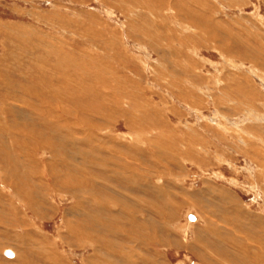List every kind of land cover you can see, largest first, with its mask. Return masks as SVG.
I'll return each instance as SVG.
<instances>
[{"label": "rangeland", "instance_id": "rangeland-1", "mask_svg": "<svg viewBox=\"0 0 264 264\" xmlns=\"http://www.w3.org/2000/svg\"><path fill=\"white\" fill-rule=\"evenodd\" d=\"M249 34L264 37V0H0V80L17 90L0 84V264H257L264 68L243 58Z\"/></svg>", "mask_w": 264, "mask_h": 264}, {"label": "bare ground", "instance_id": "bare-ground-1", "mask_svg": "<svg viewBox=\"0 0 264 264\" xmlns=\"http://www.w3.org/2000/svg\"><path fill=\"white\" fill-rule=\"evenodd\" d=\"M126 1V0H125ZM185 2V1H184ZM193 11V10H192ZM182 12V11H181ZM183 13V12H182ZM191 13V12H190ZM192 13H194V12H192ZM202 17V16H201ZM191 21H193V19L191 20ZM199 23V22H198ZM76 24V23H75ZM68 26H70V25H68ZM195 26V25H194ZM3 27V26H2ZM147 27V26H146ZM166 27V26H165ZM195 27H197V26H195ZM202 27V26H201ZM201 27H199V28H201ZM148 28V27H147ZM12 29V28H11ZM22 29V28H21ZM20 29V30H21ZM185 29V28H184ZM196 29V28H195ZM13 31H14V29H12ZM23 30V29H22ZM40 30V29H39ZM149 30V29H148ZM189 30V29H188ZM200 30V29H199ZM198 30V31H199ZM202 30V29H201ZM200 30V31H201ZM207 30V29H206ZM160 31V30H159ZM199 31V32H200ZM218 32V31H217ZM143 33V32H142ZM195 33V32H194ZM254 33V32H253ZM4 34V33H3ZM37 34V33H36ZM199 34V33H198ZM218 34V33H217ZM216 34V35H217ZM222 35H223V33H221ZM220 34V35H221ZM9 35V34H8ZM203 35H205V34H203ZM212 35V34H211ZM219 35V34H218ZM225 35V34H224ZM4 36V35H3ZM32 36V38H33V35H31ZM249 36H250V43L249 44H247V47L246 48H248V50L246 49V52H245V56L243 57L245 60H249V61H253V62H256L258 65H262V67L264 68V53H262L261 52V50L264 52V37L263 36H261V34H259V36H256V35H252V34H249ZM5 37V36H4ZM212 37V36H211ZM259 37H260V39H259ZM204 38V37H203ZM220 38V37H219ZM241 38V37H240ZM1 39H2V37H1ZM26 39V38H25ZM104 39V38H103ZM212 39V38H211ZM234 39H236V37L234 38ZM6 40V39H5ZM18 40V39H17ZM113 40V39H112ZM4 41V40H3ZM231 41V40H230ZM44 42V41H43ZM221 42V41H220ZM65 43V42H64ZM222 43V42H221ZM230 43V42H229ZM229 43H227L226 45V47L225 48H229L230 49V52H231V54H232V58H234V56H239V52L240 51H238L237 50V48H236V46H241V44H240V39L237 37V39H236V41L235 42H232L231 44H229ZM237 43H238V45H237ZM42 44V43H41ZM243 44V43H242ZM43 45H45V44H43ZM41 46V45H40ZM60 46V45H59ZM245 46V45H244ZM45 47V46H44ZM242 47V46H241ZM255 47L257 48H259L258 49V51L255 49ZM6 48H8V47H6ZM18 48V47H17ZM43 48V47H42ZM59 48V47H58ZM116 49H117V47H116ZM226 49V50H227ZM18 50V49H17ZM23 50V49H22ZM45 50H46V48H45ZM49 50V49H48ZM225 50V49H224ZM241 50V49H240ZM7 51V50H6ZM20 51V50H19ZM37 51H39V50H37ZM47 51V50H46ZM51 51V50H50ZM56 51V50H55ZM59 51V50H58ZM61 51V50H60ZM72 51V50H71ZM174 51V50H173ZM245 51V50H244ZM70 52V51H69ZM73 52V51H72ZM26 53V52H25ZM28 53V52H27ZM40 53V52H39ZM38 53V54H39ZM43 53V52H42ZM48 53H49V51H48ZM261 53V54H260ZM10 54V53H9ZM32 54V53H31ZM41 54V53H40ZM50 54H52V52L50 53ZM55 54V53H54ZM56 54H58V53H56ZM62 54V53H61ZM231 54H229V55H231ZM14 55H15V53H14ZM25 55V54H24ZM34 55V54H33ZM42 55V54H41ZM59 55V54H58ZM173 55V54H172ZM242 55V54H241ZM4 56V55H3ZM13 56V55H12ZM42 56H44L45 57V51H44V55H42ZM49 56V55H48ZM57 56V55H56ZM62 56V55H61ZM70 56V55H69ZM11 57V56H10ZM21 57V56H20ZM29 57H31V56H29ZM51 57H53V56H51ZM71 57V56H70ZM8 58V57H7ZM18 58V57H17ZM37 58V57H36ZM46 58V57H45ZM63 58H66V57H63ZM4 59V58H3ZM41 59V58H40ZM44 59V58H43ZM0 60H1V58H0ZM5 60V59H4ZM24 60V59H23ZM37 60V59H36ZM56 60V59H55ZM65 60H67V59H65ZM226 60H227V58H226ZM3 61V60H2ZM21 61V60H20ZM25 61V60H24ZM42 61V60H41ZM44 61V60H43ZM64 61V60H63ZM261 61V63L259 64L258 62H260ZM52 62V61H51ZM57 62H58V60H57ZM229 62H231V61H229ZM228 62V63H229ZM45 63H47V62H45ZM60 63V62H59ZM64 63H66V62H64ZM172 63H173V61H172ZM234 63V62H233ZM1 64V63H0ZM11 64H12V62H11ZM19 64H21V63H19ZM48 64H49V62H48ZM13 65H16L15 63L13 64ZM35 65V64H34ZM43 65V64H42ZM51 65V64H50ZM53 65V64H52ZM60 64H58V66H59ZM70 66V64H68L67 63V66ZM254 65V64H253ZM2 67H4L3 65H1ZM19 66V65H18ZM33 66V65H32ZM37 66V65H36ZM45 66V65H44ZM43 66V67H44ZM57 66V67H58ZM75 66H77L76 64H75ZM79 66V65H78ZM12 67V66H11ZM43 67H41V68H43ZM61 67H62V65H61ZM219 67V66H218ZM255 67V66H254ZM21 68V67H20ZM45 68V67H44ZM49 68V67H48ZM64 68V67H63ZM80 68V67H79ZM230 68V67H229ZM235 68V67H234ZM3 69V68H2ZM13 69V68H12ZM71 69V68H70ZM181 69V68H180ZM241 69V68H240ZM4 70V69H3ZM15 70V69H14ZM17 70V69H16ZM31 69H29V71H30ZM50 70H52V69H50ZM58 70V69H57ZM41 71V70H40ZM44 71H46V70H44ZM67 71V70H66ZM17 72V71H16ZM15 72V73H16ZM32 72V71H31ZM38 72H39V70H38ZM43 72V71H42ZM56 72V71H55ZM61 72V71H60ZM161 72V71H160ZM228 72V71H227ZM233 72V74H235L234 73V71H232ZM242 72V71H241ZM255 72V71H254ZM10 73V72H9ZM14 73V72H13ZM28 73V72H27ZM27 73H26V75H27ZM49 73V72H48ZM47 73V74H48ZM66 73V72H65ZM64 73V74H65ZM17 74V73H16ZM37 74V73H36ZM44 74V73H43ZM63 74V75H64ZM244 74V73H243ZM9 75V74H8ZM15 75V74H14ZM18 75V74H17ZM29 75V74H28ZM31 75V74H30ZM41 75V74H40ZM3 77L4 76H6L5 74H3L2 75ZM10 77H11V75H9ZM34 76V75H33ZM42 76V75H41ZM67 76V75H66ZM237 75H234V76H232V78H235ZM1 77V76H0ZM23 77H25V76H23ZM43 77V76H42ZM41 77V78H42ZM19 78V77H18ZM22 78V77H21ZM39 78V77H38ZM26 79V78H25ZM28 79V78H27ZM68 79H70V78H68ZM252 79V78H251ZM22 80V79H21ZM23 80H24V78H23ZM29 80V79H28ZM51 80V79H50ZM219 80V79H218ZM223 80V79H222ZM231 80V79H230ZM234 80V79H233ZM59 81V80H58ZM239 81V80H238ZM246 81V80H245ZM0 84H2V86H5V85H7V86H10V89H12L11 91H14V93H16L17 92V90H16V88H15V86H13L14 84H12V82L13 81H10L8 78H5L4 77V79H1L0 80ZM15 82V81H14ZM13 82V83H14ZM17 82V81H16ZM24 82V81H23ZM22 81H21V83H23ZM25 82H26V80H25ZM29 82V81H28ZM38 82H40V81H38ZM37 82V83H38ZM46 82V81H45ZM231 82V81H230ZM247 82V81H246ZM19 83H20V81H19ZM20 83V84H21ZM33 83V82H32ZM47 83V82H46ZM45 83V84H46ZM28 84V83H27ZM40 84H42V83H40ZM63 84V83H62ZM226 84V83H225ZM231 84V83H230ZM239 84V83H238ZM242 84V83H241ZM19 85V84H18ZM24 85V84H23ZM49 85V84H48ZM47 85V86H48ZM83 85V84H82ZM253 85V84H252ZM21 86V85H20ZM19 86V87H20ZM39 86H41V85H39ZM43 86V85H42ZM250 86V85H249ZM29 87V86H28ZM36 86L35 85H33V87L32 86H30L29 88H30V90L32 89V88H35ZM49 87V86H48ZM55 87H57L56 85H55ZM53 85L51 86V88H54V89H56ZM63 87V86H62ZM236 87V86H235ZM248 87V86H247ZM6 88H8V87H6ZM18 88V87H17ZM22 88V87H21ZM74 88V87H73ZM61 89V88H60ZM63 89V88H62ZM72 89V88H71ZM75 89V88H74ZM227 89V88H226ZM250 89L252 90L253 88H251L250 87ZM21 90V89H20ZM37 90V89H36ZM73 90V89H72ZM125 90V89H124ZM216 90V89H215ZM256 90V89H255ZM34 91V90H33ZM49 91H50V89H49ZM61 91H63V90H61ZM66 91V90H65ZM222 91V90H221ZM257 91V90H256ZM23 92H24V90H23ZM119 92H121L120 90H119ZM127 91L125 90V93H126ZM223 92V91H222ZM229 92V91H228ZM48 93V95H49V93L50 92H47ZM62 93H64V92H62ZM232 93V92H231ZM246 93V92H245ZM248 93V92H247ZM2 94V93H1ZM8 94L10 95V92H8ZM29 94H30V92H29ZM46 94V93H45ZM57 94V93H56ZM123 94V93H122ZM122 94H120V95H122ZM182 94V93H181ZM239 94V93H238ZM252 94V93H251ZM40 95V94H39ZM68 95H70V94H68ZM79 95V94H78ZM125 95V94H124ZM123 95V96H124ZM226 95V97H228L227 96V94H225ZM228 95H229V93H228ZM237 95V94H236ZM20 96H21V93H20ZM31 96V95H30ZM37 96H38V94H37ZM53 96V95H52ZM73 96V95H72ZM180 96V95H179ZM183 96V95H182ZM218 96V95H217ZM17 97V96H16ZM19 97V96H18ZM39 97V96H38ZM38 97H36V98H38ZM44 97V96H43ZM56 97V96H55ZM65 97H67V96H65ZM77 97H80V95L79 96H77ZM250 97V96H249ZM3 98V97H2ZM25 98V97H24ZM28 98V97H27ZM41 98V97H40ZM63 98V97H62ZM120 98H122V97H120ZM223 98V97H222ZM252 98H255V101L257 100V98L259 99V100H264V98L263 97H261V95H260V92H257L256 93V95H254V97H252ZM4 99H5V93H4ZM49 99V98H48ZM55 99V98H54ZM64 99V98H63ZM68 99V98H67ZM70 99V98H69ZM109 99V98H108ZM225 99V98H224ZM237 99V98H236ZM31 100V99H30ZM29 100V101H30ZM35 100V99H34ZM4 101H6V100H4ZM58 101V100H57ZM63 101H65V100H63ZM68 101V100H67ZM76 101V100H75ZM78 101V100H77ZM76 101V102H77ZM104 101V100H103ZM47 102V101H46ZM66 102V101H65ZM65 102H63V103H65ZM69 102V101H68ZM105 102V101H104ZM108 102V101H107ZM222 102V101H221ZM257 102V101H256ZM5 103V102H4ZM27 103H29V102H27ZM34 103V102H33ZM77 103H79V102H77ZM82 103V102H81ZM235 103V102H234ZM234 103H231V110L233 111V112H235L236 111V108H237V106H239V105H237V106H235V104ZM2 104V103H1ZM15 104V103H14ZM37 104V103H36ZM67 104V103H66ZM70 104V103H69ZM73 104V103H72ZM17 105V104H16ZM71 105V104H70ZM78 105V104H77ZM82 105H83V103H82ZM25 106V105H24ZM34 106V105H33ZM36 106V105H35ZM105 106H107V105H105ZM120 106V105H119ZM137 106V105H136ZM42 107V106H41ZM75 107V106H74ZM108 107V106H107ZM134 107V106H133ZM1 108H3V105H2V107ZM5 108V107H4ZM8 108V107H7ZM18 108V107H17ZM16 108V109H17ZM28 108H30V107H28ZM37 108V107H36ZM39 108V107H38ZM43 108H44V106H43ZM135 108V107H134ZM24 109V108H23ZM49 109V108H48ZM79 111L81 110V109H83V108H77ZM107 109V108H106ZM109 109H111V108H109ZM117 109V108H116ZM120 109V108H119ZM132 109V108H131ZM137 109V108H136ZM229 109V108H228ZM7 110V109H6ZM30 110H31V108H30ZM33 110V109H32ZM52 110V109H51ZM114 110V109H113ZM112 110V111H113ZM138 110V109H137ZM8 111V110H7ZM40 111V110H39ZM50 111V110H49ZM115 111H117V110H115ZM126 111V110H125ZM135 111V110H134ZM134 111H132V112H134ZM230 111V110H229ZM17 113H18V110L16 111ZM16 112H15V114H16ZM22 112V111H21ZM24 112V111H23ZM36 112V111H35ZM65 112V111H64ZM78 111H76L75 113H77ZM140 112V111H139ZM258 112V111H257ZM8 113V112H7ZM54 113V112H53ZM66 113V112H65ZM79 113V112H78ZM85 113H87V111L85 112ZM111 113V112H110ZM131 113V112H130ZM135 113V112H134ZM14 114V113H13ZM10 115V116H12V119H13V116H15V115ZM27 114H29V113H27ZM58 114H59V112H58ZM80 114V113H79ZM133 114V113H132ZM131 114V115H132ZM4 115V114H3ZM9 115V114H8ZM7 115V116H8ZM18 115H20V112H19V114ZM24 115V114H23ZM49 115V114H48ZM64 115V114H63ZM253 115V114H252ZM6 116V115H5ZM30 116V115H29ZM33 116V115H32ZM31 116V117H32ZM34 116H36V114L34 115ZM33 116V117H34ZM56 116V115H55ZM117 116V115H116ZM123 116V115H122ZM125 116V115H124ZM16 117V116H15ZM24 117V116H23ZM42 117V116H41ZM44 117V116H43ZM49 117H50V115H49ZM57 117V116H56ZM66 117V116H65ZM64 117V118H65ZM110 117V116H109ZM115 117V116H114ZM113 117V118H114ZM117 117H119V116H117ZM126 117V116H125ZM133 117V116H132ZM144 117V116H143ZM22 118V117H21ZM58 118V117H57ZM56 118V119H57ZM60 118V117H59ZM58 118V119H59ZM62 118V117H61ZM63 118V119H64ZM72 118V117H71ZM80 118V117H79ZM130 118H131V116H130ZM259 118V117H258ZM16 119V118H15ZM42 119V118H41ZM50 119V118H49ZM68 119H70V118H68ZM88 119V118H87ZM116 118H114V120H115ZM121 119V118H120ZM133 119V118H132ZM144 119V118H143ZM2 120V118L0 117V121ZM9 120V119H8ZM18 120V119H17ZM33 121L35 120V119H32ZM52 120V119H51ZM71 120V119H70ZM85 120V119H84ZM90 120V119H89ZM113 120V119H112ZM139 120V119H138ZM140 120H142V119H140ZM227 120V119H226ZM4 121V120H3ZM41 121L42 120H40V123H41ZM45 121V120H44ZM54 121V120H53ZM104 121V120H103ZM124 121H126V120H124ZM131 121V120H130ZM257 121V120H256ZM13 122H14V120H13ZM27 122V121H26ZM37 122V121H36ZM38 122H39V120H38ZM37 122V123H38ZM43 122V121H42ZM57 123H58V121H56ZM55 122V123H56ZM63 122V121H62ZM64 122H66V121H64ZM109 122V121H108ZM110 122H112L111 120H110ZM132 122V121H131ZM137 122V121H136ZM1 123V122H0ZM10 122H6L5 121V124H9ZM30 123V122H29ZM98 123V122H97ZM138 123V122H137ZM234 123V122H233ZM39 124V123H38ZM45 124V123H44ZM60 124H61V122H60ZM78 124V123H77ZM104 124H106V123H104ZM114 124V123H113ZM139 125H140V123H138ZM235 124V123H234ZM1 125V124H0ZM12 125V124H11ZM13 125H15V126H19L16 122L13 124ZM22 125V124H21ZM30 125V124H29ZM32 125V124H31ZM62 125V124H61ZM64 125V124H63ZM62 125V126H63ZM69 125H70V127H71V124L69 123ZM76 125V124H75ZM86 125V124H85ZM102 125V124H101ZM112 125V124H111ZM133 125V124H132ZM131 125V126H132ZM138 125V126H139ZM143 124L141 123V126H142ZM145 125V124H144ZM147 125V124H146ZM2 126H4L3 124H2ZM65 126H66V124H65ZM73 126V125H72ZM98 126V125H97ZM137 126V127H138ZM163 126V125H162ZM239 126V125H238ZM264 125H262L261 127H254V126H252V129H251V127H250V131L251 132H253L254 133V135L255 136H259V137H256V138H258L260 141H262V139H264V137L262 136V134L264 135V127H263ZM6 127V126H5ZM14 127V126H13ZM29 127V126H28ZM82 127V126H81ZM80 127V128H81ZM129 127H130V125H129ZM145 127V126H144ZM147 127V126H146ZM148 127H149V125H148ZM147 127V128H148ZM2 128V127H1ZM10 128H11V126H10ZM19 128V127H18ZM68 128V127H67ZM102 128V127H101ZM105 128V127H104ZM131 128V127H130ZM132 128H135V127H133L132 126ZM143 128V127H142ZM141 128V129H142ZM227 128V127H226ZM235 128V127H234ZM6 129V128H5ZM25 129V128H24ZM43 129V128H42ZM136 129H139V128H136ZM166 129V128H165ZM7 130V129H6ZM18 130V129H17ZM85 130V129H84ZM102 130V129H101ZM15 131V130H14ZM45 131V130H44ZM62 130H60V132H61ZM68 131V130H67ZM79 131H81V129L79 130ZM97 131V130H96ZM137 131V130H136ZM142 131V130H141ZM161 131V130H160ZM159 131V132H160ZM172 131V130H171ZM227 131V130H226ZM19 132V131H18ZM56 132V131H55ZM54 132V133H55ZM158 132V131H157ZM158 132V133H159ZM169 132L170 131H168V134H169ZM175 132V131H174ZM174 132H173V134L172 135H174ZM17 133V132H16ZM31 133V132H30ZM34 133V132H33ZM49 133V132H48ZM73 133V132H72ZM77 133H78V131H77ZM96 133V132H95ZM143 133H144V131H143ZM235 132H233L232 134H234ZM24 134V133H23ZM61 134V133H60ZM63 134V133H62ZM61 134V135H62ZM67 134V133H66ZM99 134V133H98ZM236 134V133H235ZM9 135V134H8ZM27 135V134H26ZM57 135V134H56ZM71 135V134H70ZM81 135H83V133L82 134H80L79 136H81ZM250 135H251V133H250ZM254 135H252V137H255ZM176 136V135H175ZM249 136V135H248ZM247 136V137H248ZM9 137V136H8ZM24 137V136H23ZM65 137V136H64ZM67 137V136H66ZM77 137V136H76ZM87 137H90V136H87ZM86 137V138H87ZM158 137V136H157ZM250 137V136H249ZM248 137V138H249ZM251 137V138H252ZM263 137V138H262ZM5 138V137H4ZM25 138V137H24ZM55 138V137H54ZM53 138V139H54ZM176 138V137H175ZM190 138H192V135H191V137ZM1 139V138H0ZM18 139V138H17ZM28 139V138H27ZM32 139V138H31ZM51 139V138H50ZM56 139V138H55ZM55 139H54V141H55ZM78 139V138H77ZM153 139H156V138H153ZM171 139V137L169 138V140ZM8 140V139H7ZM57 140V139H56ZM75 140H76V138H75ZM148 140H150V139H148ZM4 141H6V140H4ZM24 141H25V139H24ZM28 141H29V139H28ZM32 141V140H31ZM51 141V140H50ZM63 141V140H62ZM188 141V140H187ZM240 141V140H239ZM23 142V141H22ZM85 142V141H84ZM99 142V141H98ZM154 142V146H156L157 144H155V141H153ZM158 142V141H157ZM160 142V141H159ZM162 142V141H161ZM15 143V142H14ZM25 143V142H24ZM33 143H35V142H33ZM38 143V142H37ZM50 143V142H49ZM61 143V142H60ZM108 143V142H107ZM166 143V142H165ZM170 143H172V142H170ZM189 143V142H188ZM1 144V143H0ZM3 144V143H2ZM16 144V143H15ZM43 144V143H42ZM153 144V143H152ZM151 144V145H152ZM247 144V143H246ZM8 145V144H7ZM40 145V144H39ZM38 145V146H39ZM60 145V144H59ZM64 145H65V143H64ZM73 145V144H72ZM76 145V144H75ZM109 145V144H108ZM132 145V144H131ZM139 145V144H138ZM137 145V146H138ZM160 144L158 143V145L157 146H159ZM244 145H245V143H244ZM1 146H3V145H1ZM6 146V145H5ZM12 146V145H11ZM10 146V147H11ZM18 146V145H17ZM32 146V145H31ZM35 146V145H34ZM58 146V145H57ZM61 146H62V144H61ZM82 146V145H81ZM135 146V145H134ZM167 146V145H166ZM175 146V145H174ZM250 146V145H249ZM37 147V146H36ZM49 147V146H48ZM160 147V146H159ZM162 147V146H161ZM192 147V146H191ZM1 148H3V147H1ZM18 148H19V146H18ZM26 148V147H25ZM34 148V147H33ZM38 148V147H37ZM44 148H46V147H44ZM58 149H59V147H57ZM56 148V149H57ZM76 148H77V146H76ZM79 148V147H78ZM108 148V147H107ZM239 148V147H238ZM36 149V148H35ZM40 149H41V147H40ZM43 149V148H42ZM48 149V148H47ZM54 149V148H53ZM69 149V148H68ZM138 149H139V146H138ZM161 149V148H160ZM10 150V149H9ZM19 150V149H18ZM27 150V149H26ZM39 150V149H38ZM60 150H62V149H60ZM67 150V149H66ZM70 150V149H69ZM85 150V149H84ZM133 150V149H132ZM192 150V149H191ZM263 150V151H262ZM260 149L259 150V152H258V150L256 151L257 152V154L260 156V159L262 158V157H264V149ZM21 151H22V149H21ZM24 151V150H23ZM33 151V150H32ZM57 151H59V150H57ZM101 151V150H100ZM117 151V149L115 150V151H113L112 149H111V153L112 152H116ZM240 151V150H239ZM7 152V151H6ZM19 152V151H18ZM35 152V151H34ZM50 152H51V150H50ZM53 152V151H52ZM5 153V152H4ZM22 153V152H21ZM28 153H29V151H28ZM39 153V152H38ZM46 153H48V151L46 152ZM84 153V152H83ZM109 153V152H108ZM133 153H135V152H133ZM0 154H2V153H0ZM7 154V153H6ZM36 154V153H35ZM35 154H34V156H35ZM52 155L54 154L55 155V153H51ZM81 154V153H80ZM99 154V153H98ZM12 155V154H11ZM15 155V154H14ZM22 155V154H21ZM30 155V154H29ZM28 155V156H29ZM53 155V156H54ZM94 155H97V154H95L94 153ZM109 155V154H108ZM3 156V155H2ZM10 156V155H9ZM50 157H51V155H49ZM65 156V155H64ZM92 156V155H91ZM110 156H111V154H110ZM113 156V155H112ZM115 156V155H114ZM134 156H135V154H134ZM6 157V156H5ZM15 157V156H14ZM55 157V156H54ZM95 157V156H94ZM97 157H99L98 155H97ZM106 157V156H105ZM7 158V157H6ZM69 158V157H68ZM82 158V157H81ZM84 158V157H83ZM89 158V157H88ZM117 158H118V156H117ZM122 158H123V156H122ZM257 158V157H256ZM8 159V158H7ZM13 159H15V158H13ZM107 159V158H106ZM113 159V158H112ZM258 159H259V157H258ZM258 159H257V161H258ZM19 160H20V162H22V160H21V157L19 158ZM31 160V159H30ZM29 160V161H30ZM33 160V159H32ZM56 160V159H55ZM91 160V159H90ZM11 161H12V159H11ZM62 161V160H61ZM105 161V160H104ZM108 161V160H107ZM122 161H124V160H122ZM56 162V161H55ZM58 162V161H57ZM59 162H60V160H59ZM79 162V161H78ZM77 162V163H78ZM92 162V161H91ZM94 162V161H93ZM106 162V161H105ZM116 162V161H115ZM127 162V161H126ZM138 162V161H137ZM263 162H264V160H263ZM33 163V162H32ZM36 163V162H35ZM38 163V162H37ZM36 163V164H37ZM44 163V162H43ZM89 163V162H88ZM96 163H99V162H96ZM102 163V162H101ZM114 163V162H113ZM112 163V164H113ZM258 163L260 164V161H258ZM262 163V162H261ZM10 164V163H9ZM22 164V163H21ZM62 164V163H61ZM60 164V165H61ZM127 164H129L128 162H127ZM80 165V164H79ZM91 165V164H90ZM96 165V164H95ZM95 165H94V167H95ZM124 165V164H123ZM131 165V164H130ZM135 165V164H134ZM2 166V165H1ZM39 166H40V164H39ZM52 166V165H51ZM105 166H107L106 164H105ZM109 166V165H108ZM119 167H120V165H118ZM127 166V165H126ZM133 166V165H132ZM262 166V165H261ZM7 167V166H6ZM21 167V166H20ZM38 167V166H37ZM49 167V166H48ZM104 167V166H103ZM102 167V168H103ZM115 167V166H114ZM129 167V166H128ZM127 167V168H128ZM40 168V167H39ZM45 168V167H44ZM47 168V167H46ZM68 168V167H67ZM85 168V167H84ZM89 168H91L92 169V165H91V167H89ZM96 168V167H95ZM111 168H113V166L111 167ZM125 168V167H124ZM16 170H17V168H15ZM43 169V168H42ZM50 169V168H49ZM63 169V168H62ZM98 169V168H97ZM100 169V168H99ZM23 170V169H22ZM33 170V169H32ZM37 170H39V169H37ZM41 170V169H40ZM54 170H55V166H54ZM57 170V169H56ZM59 170V169H58ZM72 170V169H71ZM70 170V171H71ZM76 170H78V169H76ZM82 170L83 169H81V171L80 172H82ZM93 170V169H92ZM92 170L90 171V172H92ZM105 170V169H104ZM113 170V169H112ZM114 170H115V168H114ZM131 170V169H130ZM261 170H262V168H261ZM6 171V170H5ZM24 171V170H23ZM42 171V170H41ZM106 171V170H105ZM117 170H115V172H116ZM119 171V170H118ZM54 172H57V171H54ZM79 172V173H80ZM86 172V171H85ZM84 172V170H83V173H85ZM98 172V171H97ZM107 172V171H106ZM124 172V171H123ZM137 172V171H136ZM263 172H264V166H263ZM46 173V172H45ZM78 173V172H77ZM96 173V172H95ZM112 173V172H111ZM52 174V173H51ZM64 174V173H63ZM82 174V173H81ZM88 174V173H87ZM94 174V173H93ZM115 174V173H114ZM126 174V173H125ZM37 175V174H36ZM80 175V174H79ZM103 175V174H102ZM116 175V174H115ZM8 176V175H7ZM15 176V175H14ZM22 176H24V175H22ZM44 176V175H43ZM42 176V177H43ZM83 176V175H82ZM91 176V175H90ZM96 176H97V174H96ZM137 176V175H136ZM65 177H67L66 175H65ZM87 177H88V175H87ZM123 177V176H122ZM121 177V178H122ZM130 177V176H129ZM261 177H264V173H261ZM8 178V177H7ZM77 178H79V177H77ZM86 178V177H85ZM98 178H99V176H98ZM119 178V177H118ZM134 178V177H133ZM18 179V178H17ZM53 179V181H54V178H52ZM69 179H71V178H69ZM80 179V178H79ZM78 179V181L80 182V180ZM87 179H89V178H87ZM93 178H91V180H92ZM101 179V178H100ZM99 179V180H100ZM115 179H117V178H115ZM140 179H141V177H140ZM139 179V180H140ZM60 180V179H59ZM103 180H105V179H103ZM119 180V179H118ZM126 180V179H125ZM25 181H26V179H25ZM49 181H51L50 179H49ZM66 181V180H65ZM77 181V182H78ZM117 181V180H116ZM121 182H122V180H120ZM132 181V180H131ZM134 181V180H133ZM143 181V180H142ZM64 182V181H63ZM70 182H72V181H70ZM98 182H100V181H98ZM137 182V181H136ZM59 183H61V182H59ZM83 183V182H82ZM90 183H91V181H90ZM101 183V182H100ZM138 183V182H137ZM148 183V182H147ZM14 184V183H13ZM17 184V183H16ZM20 184H22V183H20ZM54 184V183H53ZM73 184V183H72ZM74 184H75V182H74ZM86 184V183H85ZM93 184V183H92ZM103 184V183H102ZM106 184V183H105ZM122 184V183H121ZM151 184V183H150ZM62 185V184H61ZM84 185V184H83ZM95 185V184H94ZM107 185V184H106ZM105 185V186H106ZM109 185V184H108ZM107 185V186H108ZM126 185V184H125ZM16 185H14V187H15ZM22 186V185H21ZM35 186V185H34ZM55 186V185H54ZM57 186V185H56ZM78 186H80V185H78ZM88 186H90V185H88ZM99 186V185H98ZM106 186V188H108ZM111 186V185H110ZM113 186V185H112ZM149 186V185H148ZM17 187V186H16ZM66 186L64 185V188H65ZM84 187V186H83ZM86 187V186H85ZM93 187V186H92ZM116 187V186H115ZM121 187V186H120ZM120 187H118V188H120ZM134 187H135V185H134ZM11 188V187H10ZM78 188V187H77ZM112 188H114V187H112ZM117 188V187H116ZM148 188V187H147ZM23 189V188H22ZM72 189V188H71ZM74 189V188H73ZM85 189V188H84ZM83 189V190H84ZM87 189V188H86ZM89 189V188H88ZM99 189V188H98ZM103 189V188H102ZM111 189V188H110ZM120 189H122V188H120ZM138 189V188H137ZM32 190V189H31ZM81 190V189H80ZM90 190V189H89ZM94 190H95V187H94ZM109 190V189H108ZM118 190V189H117ZM127 190V189H126ZM126 190H124V191H126ZM140 190V189H139ZM144 190V189H143ZM13 191V190H12ZM11 191V192H12ZM14 191H16V190H14ZM72 191H74V190H72ZM82 191V190H81ZM92 191V190H91ZM96 191V190H95ZM94 191V192H95ZM123 191V192H124ZM84 192H85V190H84ZM93 192V193H94ZM101 192V191H100ZM118 193H119V191H117ZM17 193V192H16ZM77 192H75V194H76ZM88 193V192H87ZM89 193H92V192H89ZM65 194V193H64ZM82 194V193H81ZM80 194V192H79V194L78 195H81ZM99 194V193H98ZM109 194V193H108ZM112 194V193H111ZM126 194H127V192H126ZM16 195V194H15ZM20 196V195H19ZM91 196V195H90ZM93 196V195H92ZM108 196V195H107ZM122 196H124V194L122 195ZM21 197V196H20ZM72 197V196H71ZM86 196H84V198H85ZM98 197V196H97ZM113 197H115V195H113ZM140 197V196H139ZM18 198V197H17ZM81 198V197H80ZM79 198V199H80ZM88 198V197H87ZM100 198V197H99ZM104 198H105V196H104ZM117 198H119V197H117ZM120 198H123V197H120ZM120 198H119V200H120ZM78 199V200H79ZM91 199H93V198H91ZM102 199V198H101ZM110 199V198H109ZM113 199V198H112ZM112 199H111V201H112ZM115 199V198H114ZM113 199V200H114ZM84 200V199H83ZM140 200V199H139ZM86 201V200H85ZM124 201V200H123ZM87 202V201H86ZM95 202L96 203H98L96 200H95ZM104 202V201H103ZM113 202V201H112ZM116 202V201H115ZM119 202V201H118ZM129 203V202H128ZM15 204V203H14ZM84 204V203H83ZM90 204H91V202H90ZM103 204V203H102ZM109 204V203H108ZM12 205V204H11ZM17 205V204H16ZM107 205V204H106ZM112 205H115V203L114 204H112ZM117 205H119V206H117V207H121L120 205L121 204H117ZM20 206V205H19ZM86 206V205H85ZM99 206V205H98ZM94 207V206H93ZM115 207V206H114ZM122 207H124L123 205H122ZM136 207V206H135ZM138 207V206H137ZM15 208V207H14ZM13 208V209H14ZM40 208H41V206H40ZM88 208V207H87ZM133 208V207H132ZM10 209V208H9ZM17 209H18V207H17ZM43 209V208H42ZM100 209V208H99ZM124 209V208H123ZM123 209H122V211H123ZM15 210V209H14ZM118 210V209H117ZM121 210V209H120ZM13 211V210H12ZM16 211V210H15ZM93 211V210H92ZM98 211H100V210H98ZM119 211V210H118ZM137 211V210H136ZM97 212V211H96ZM95 212V213H96ZM101 213H102V210L100 211ZM124 212V211H123ZM122 212V213H123ZM138 212V211H137ZM87 213H88V211H87ZM92 213V212H91ZM94 213V212H93ZM94 213V214H95ZM109 213V212H108ZM13 214V213H12ZM27 214V213H26ZM110 214V213H109ZM108 214V215H109ZM88 215V214H87ZM92 214H90V216H91ZM104 215V214H103ZM86 216V215H85ZM94 216V215H93ZM120 216V215H119ZM111 216H109V218H110ZM91 218H93V217H91ZM95 218V217H94ZM93 218V219H94ZM89 219V218H88ZM98 219H99V217H98ZM113 219H114V217H113ZM102 220H104V219H102ZM112 220V219H111ZM131 220V219H130ZM135 220V219H134ZM92 221H94L95 222V220H92ZM132 221V220H131ZM102 222V221H101ZM120 222V221H119ZM92 223V222H91ZM108 223V222H107ZM93 224V223H92ZM106 224V223H105ZM128 224V223H127ZM137 224V223H136ZM72 225V224H71ZM75 226V225H74ZM137 226V225H136ZM70 227H73V225L72 226H70ZM104 227V226H103ZM89 229V228H88ZM138 229V228H137ZM136 229V230H137ZM148 229V228H147ZM74 230V229H73ZM79 230V229H78ZM105 230V229H104ZM114 230V229H113ZM72 231V230H71ZM102 231V230H101ZM76 232V231H75ZM88 232V231H87ZM89 232H90V230H89ZM132 232V231H131ZM142 232V231H141ZM77 233V232H76ZM83 233V232H82ZM109 233V232H108ZM139 233V232H138ZM85 235V233L83 234V236ZM91 235V234H90ZM137 236V235H136ZM86 238V237H85ZM107 238H108V236H107ZM106 238V239H107ZM131 238V237H130ZM129 238V239H130ZM137 238V237H136ZM102 239H104V238H102ZM106 239H104V240H106ZM139 239V238H138ZM25 240V239H24ZM92 240V239H91ZM108 240H109V238H108ZM131 240V239H130ZM23 241V240H22ZM92 241H94V240H92ZM107 242V241H106ZM24 243V242H23ZM29 243V242H28ZM32 243V242H31ZM129 243H132L131 241L129 242ZM258 249L259 250H261V249H264V245H261L260 244V242L258 241ZM94 244H97V243H94ZM44 245V244H43ZM99 245H100V243H99ZM111 245V244H110ZM116 245V244H115ZM30 246V245H29ZM28 246V247H29ZM40 246V245H39ZM105 246V245H104ZM45 247V246H44ZM105 247H107V246H105ZM110 247H112V246H110ZM23 248V247H22ZM39 248V247H38ZM100 248V247H99ZM107 249V248H106ZM111 249V248H110ZM248 249H250L249 247H247V250ZM42 250V249H41ZM97 250V249H96ZM105 250V249H104ZM132 250H133V248H132ZM10 252H11V254H7V251L4 253L5 255H6V257H9V258H13L14 256H15V254H14V252L13 251H11V250H9ZM27 252H28V250H26ZM41 252V251H40ZM45 251H43V253H44ZM110 252V251H109ZM123 252H125V251H123ZM128 252V251H127ZM45 253H49V252H45ZM131 253V252H130ZM261 253V254H260ZM122 254V253H121ZM136 254V253H135ZM258 255H256L255 256V258L254 259H256V260H253V261H256L257 262V264H264V253L263 252H258L257 253ZM50 255V254H49ZM110 255V254H109ZM111 255H112V252H111ZM127 255V254H126ZM130 255V254H129ZM131 255H132V253H131ZM262 255V256H261ZM125 257V256H124ZM27 259H28V257H27ZM26 259V260H27ZM30 259V258H29ZM112 259V258H111ZM110 259V260H111ZM118 259V258H117ZM124 259V258H123ZM25 260V261H26ZM17 261V260H16ZM19 261H20V259H19ZM22 261V263H23V260H21ZM123 261V260H122ZM125 261V260H124ZM31 262V261H30ZM114 262V261H113ZM14 263V262H13ZM26 263V262H25ZM24 263V264H25ZM132 263V262H131ZM255 263V262H254ZM107 264V263H106ZM117 264H119V263H117Z\"/></svg>", "mask_w": 264, "mask_h": 264}, {"label": "water", "instance_id": "water-1", "mask_svg": "<svg viewBox=\"0 0 264 264\" xmlns=\"http://www.w3.org/2000/svg\"><path fill=\"white\" fill-rule=\"evenodd\" d=\"M190 219L191 220H194V217L193 216H190ZM7 254H11V252L10 251H7Z\"/></svg>", "mask_w": 264, "mask_h": 264}]
</instances>
